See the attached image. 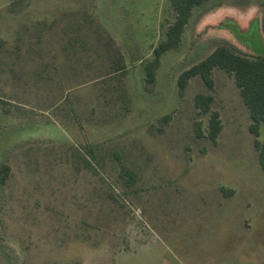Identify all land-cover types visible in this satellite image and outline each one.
Here are the masks:
<instances>
[{
    "label": "rangeland",
    "instance_id": "obj_1",
    "mask_svg": "<svg viewBox=\"0 0 264 264\" xmlns=\"http://www.w3.org/2000/svg\"><path fill=\"white\" fill-rule=\"evenodd\" d=\"M173 22L170 0H0V264H264V127L223 70L178 88L219 46L264 54V0L196 8L148 86Z\"/></svg>",
    "mask_w": 264,
    "mask_h": 264
},
{
    "label": "trees",
    "instance_id": "obj_2",
    "mask_svg": "<svg viewBox=\"0 0 264 264\" xmlns=\"http://www.w3.org/2000/svg\"><path fill=\"white\" fill-rule=\"evenodd\" d=\"M174 13V22L168 27L166 38L154 51V61L146 66V84L154 85L156 81V69L159 67L162 57L170 50L181 46L184 31L196 8L207 4L210 0H170ZM223 70L234 78L240 95L248 109L251 126L250 133L259 138L264 127V54L258 58H248L236 53L228 46L217 47L209 56L198 64L184 71L178 78V88L184 92L189 82L194 78H201L209 90L214 89V71ZM214 97L212 94H198L194 99V105L202 115H210L208 138L216 143L222 132L220 114L213 111ZM168 118L165 119L167 121ZM201 124H197V134L203 137ZM255 147L259 153V164L264 173V139L256 140ZM11 169L8 165L0 167V185H5L10 177ZM131 182L135 176L128 173ZM224 196L230 197L233 191L222 189Z\"/></svg>",
    "mask_w": 264,
    "mask_h": 264
}]
</instances>
